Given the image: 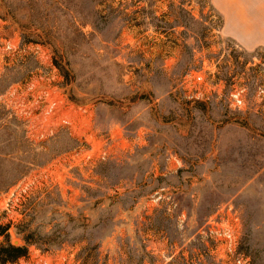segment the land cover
<instances>
[{"label":"rangeland","instance_id":"obj_1","mask_svg":"<svg viewBox=\"0 0 264 264\" xmlns=\"http://www.w3.org/2000/svg\"><path fill=\"white\" fill-rule=\"evenodd\" d=\"M0 19L17 264H264V0H0Z\"/></svg>","mask_w":264,"mask_h":264},{"label":"crops","instance_id":"obj_2","mask_svg":"<svg viewBox=\"0 0 264 264\" xmlns=\"http://www.w3.org/2000/svg\"><path fill=\"white\" fill-rule=\"evenodd\" d=\"M226 2V0H224ZM218 2V1H217ZM241 0H227V4L230 8H234L237 5L240 6ZM226 19L225 32L227 35L235 38L240 44L245 47H256L257 41L252 40V36L255 35V30L249 28L248 19H228L231 18L230 12ZM261 38L263 41H260L264 45V29L261 28ZM253 41L254 44L250 42Z\"/></svg>","mask_w":264,"mask_h":264},{"label":"trees","instance_id":"obj_3","mask_svg":"<svg viewBox=\"0 0 264 264\" xmlns=\"http://www.w3.org/2000/svg\"><path fill=\"white\" fill-rule=\"evenodd\" d=\"M57 64H60L56 61ZM60 69L65 72L63 66L59 65ZM10 224L0 228V235L5 236V242L0 244V264L15 262L21 257H25L29 253L27 245H16L11 242V234L9 232Z\"/></svg>","mask_w":264,"mask_h":264},{"label":"built area","instance_id":"obj_4","mask_svg":"<svg viewBox=\"0 0 264 264\" xmlns=\"http://www.w3.org/2000/svg\"><path fill=\"white\" fill-rule=\"evenodd\" d=\"M3 26H4V20L0 19V32L3 30ZM1 44L4 45L3 51L0 52V58H1V62L3 60V58H6V54L8 56H11V59H13V57H15L17 54H19L21 52V48L19 47V45L17 43H14L8 39H5V41H3ZM198 79L200 80L201 77L199 76ZM233 101L235 103V105L237 106H241L243 103V99L240 95V93H234L233 94ZM18 262H11V264H17Z\"/></svg>","mask_w":264,"mask_h":264}]
</instances>
